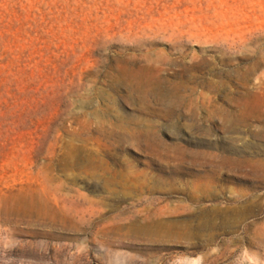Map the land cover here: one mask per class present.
Masks as SVG:
<instances>
[{
	"label": "rangeland",
	"instance_id": "374dc122",
	"mask_svg": "<svg viewBox=\"0 0 264 264\" xmlns=\"http://www.w3.org/2000/svg\"><path fill=\"white\" fill-rule=\"evenodd\" d=\"M262 74L264 0H0V264H264Z\"/></svg>",
	"mask_w": 264,
	"mask_h": 264
},
{
	"label": "bare ground",
	"instance_id": "6f19581e",
	"mask_svg": "<svg viewBox=\"0 0 264 264\" xmlns=\"http://www.w3.org/2000/svg\"><path fill=\"white\" fill-rule=\"evenodd\" d=\"M251 75H253V73ZM251 78L252 77H250V78L245 77L244 81L248 82L249 79H251ZM257 78H258V81L256 84H254L253 88H251L250 91L244 95V98L242 100L238 101L237 105H238L239 110H238V113L233 116L235 120H242L245 122L246 121H248V122L252 121L253 122V121L264 120V74L257 76L256 79ZM234 119H233V121H234ZM202 187H204V189L206 190L209 187H211V184H200V185L195 186L196 190L199 188L201 189ZM208 194H209V192H208ZM33 208H38V205L36 203H34ZM169 213L170 214L172 213V211L170 209L168 211H162V210L161 211H158V210L146 211L144 216L147 217L148 219L152 218V220H153L152 221V227H151V234L153 233L154 239L156 238V239H161L162 241H164V240H171L172 241V240H179V239L181 240V239L196 237V233L191 230L190 225L183 224L182 222H180L178 220H176V221L175 220H168L167 219V218H169L168 216H171ZM203 213L210 215V214H214L216 212L212 209L207 208V209H205V211ZM209 215H206V216H209ZM18 216H20V215L19 214L15 215V216H13V218H16ZM23 216H25L26 218H28L29 220L34 221V222H41L42 220H44V222L47 223L48 225L52 224V222H53L52 221L53 218H49V214L43 212L42 210L26 212ZM212 217H213V215H212ZM186 222H188V221H186ZM146 228H145V230H146ZM136 229L138 230V228H136ZM149 234L150 233L148 232L147 235H149ZM2 238H3V232L0 230V247L3 246ZM5 247H6V245H5ZM29 253H32V252H29ZM32 254H35V252Z\"/></svg>",
	"mask_w": 264,
	"mask_h": 264
}]
</instances>
